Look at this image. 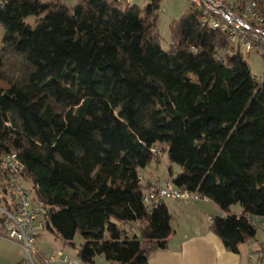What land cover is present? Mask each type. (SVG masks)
Wrapping results in <instances>:
<instances>
[{
    "label": "trees",
    "instance_id": "16d2710c",
    "mask_svg": "<svg viewBox=\"0 0 264 264\" xmlns=\"http://www.w3.org/2000/svg\"><path fill=\"white\" fill-rule=\"evenodd\" d=\"M160 1L0 0V205L12 209L3 163L15 155L44 232L83 264H148L166 249L171 216L144 205L140 175L164 153L173 186L225 213L210 231L227 251L264 219V75L190 8L164 51ZM137 222L140 239L125 229Z\"/></svg>",
    "mask_w": 264,
    "mask_h": 264
},
{
    "label": "built area",
    "instance_id": "2783aa9c",
    "mask_svg": "<svg viewBox=\"0 0 264 264\" xmlns=\"http://www.w3.org/2000/svg\"><path fill=\"white\" fill-rule=\"evenodd\" d=\"M132 3L133 0H126ZM189 8L200 13L201 19L214 30L226 33L230 44L244 53L258 54L264 60V17L254 0H186ZM159 154V149H153ZM9 176L7 191L11 210L0 205V238L22 246L24 259L19 264H73L63 252L43 256L36 248V241L44 232L42 210L32 201L30 189L25 185L16 156L10 155L3 163ZM143 197L144 205L156 208L165 199L177 201H208L198 194L176 188L170 182L162 186L152 183ZM254 226L264 234V219H253ZM249 259H255L254 245H250ZM264 264V250L259 260Z\"/></svg>",
    "mask_w": 264,
    "mask_h": 264
},
{
    "label": "crops",
    "instance_id": "0c3cea01",
    "mask_svg": "<svg viewBox=\"0 0 264 264\" xmlns=\"http://www.w3.org/2000/svg\"><path fill=\"white\" fill-rule=\"evenodd\" d=\"M133 1L131 3L132 5H134ZM74 4L68 3L70 6ZM144 171H141V173ZM175 172H179V168ZM144 178V181H141V183L146 182L145 185L157 182L153 180L151 176L149 179L146 177ZM167 180L168 178L164 182ZM164 182H162V184ZM157 184L160 183L157 182ZM162 203L166 206L171 216L170 227L172 229V234L168 238L166 249L159 250L152 254L148 260V264H260L258 260L264 250V240L257 237L258 232H260L259 230L254 240L241 245L238 249V253H232L227 251L220 239L210 231L212 218L216 215L225 216V213L220 212L214 203L203 200L177 201L172 199H165ZM231 212L239 214L241 208L236 206L232 208ZM142 226V223L137 222L132 226H125V229L130 231V237H137L140 239L142 235ZM8 241L20 245L16 242ZM251 244L254 245V255L256 259L253 262L249 259ZM57 251L65 253L63 250L57 249L50 255H53ZM39 253L43 256H50L45 252L39 251ZM74 253L75 255L74 258L71 257L72 259L66 253L65 254L72 262L75 261L74 263L79 264L80 262L76 258L75 250ZM22 261L23 258L11 264H19ZM96 262L102 264H116L108 263L103 258H97L94 264Z\"/></svg>",
    "mask_w": 264,
    "mask_h": 264
},
{
    "label": "rangeland",
    "instance_id": "374dc122",
    "mask_svg": "<svg viewBox=\"0 0 264 264\" xmlns=\"http://www.w3.org/2000/svg\"><path fill=\"white\" fill-rule=\"evenodd\" d=\"M42 1L49 2L51 0ZM66 2L67 4H74L76 0H66ZM133 3L134 5L143 6L145 0H134ZM188 8L189 5L186 0L160 1V12L158 14L157 27L160 45L164 51H168L170 48L171 23L174 20H178ZM34 21V18H28L26 22L33 25ZM1 34H3V28L0 27V36ZM244 60L248 64L252 76L261 80V77L264 75V60L262 59V57L255 53H244ZM169 168H171L173 172L178 170L177 166L170 165L167 155L164 153L159 163L152 161L147 167V169L143 173H141V180L144 181V177L149 179L151 176L153 180L162 184V182H164L169 177ZM157 182L155 184H157ZM166 182L170 181L167 180ZM145 184L146 182L143 183V185ZM257 237L262 238L264 240V235L261 231L258 232ZM75 242L79 244V238H75ZM36 248L38 251L45 252L49 255L57 249L63 250L70 258H74L75 255L74 250L72 248L64 246L60 240H57L50 232L46 231L39 239H37ZM22 258L24 259V251L21 245H16L14 243L9 242L7 239L0 238V264H11L12 262L20 260ZM74 262L75 261H73L72 263L76 264ZM79 264L83 263L80 262ZM95 264L102 263L96 262Z\"/></svg>",
    "mask_w": 264,
    "mask_h": 264
}]
</instances>
